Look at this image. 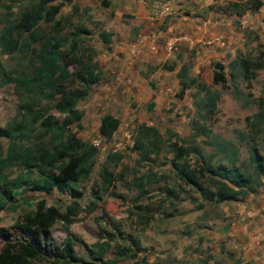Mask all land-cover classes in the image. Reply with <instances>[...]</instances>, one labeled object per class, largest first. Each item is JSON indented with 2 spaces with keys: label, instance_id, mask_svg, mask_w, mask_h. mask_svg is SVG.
I'll use <instances>...</instances> for the list:
<instances>
[{
  "label": "rangeland",
  "instance_id": "rangeland-1",
  "mask_svg": "<svg viewBox=\"0 0 264 264\" xmlns=\"http://www.w3.org/2000/svg\"><path fill=\"white\" fill-rule=\"evenodd\" d=\"M230 1L218 3L217 8L235 12ZM29 2L0 0V22L5 19L2 15L5 5L10 6L9 18L14 19ZM73 2L71 7L64 4L55 19L64 24L62 33L70 34L82 26L90 29L85 45L96 50L93 60L101 68L102 78L90 86L85 97L77 100L76 107L83 112V118L70 127L81 139L93 143L97 153L90 174L76 183L80 191L76 199L78 214L71 216L69 223L57 220L52 225L47 234V247H60L70 235L82 259L76 264H100L102 261L111 264H238L244 261L264 264V258H251L250 252L239 247L235 238L219 231L225 221L231 223L237 219L241 207L252 194L260 189L264 191V170L260 175L262 183L243 200L209 202L198 187L179 177L173 165L172 150L174 143L189 147V154L179 161L196 173L206 162L213 169L229 168L233 152L237 158L235 166L253 173L249 160L251 145L256 146L264 162V117L258 120L254 116L259 110L264 111V5L236 19L237 30L242 21L246 24L244 36H241L244 39L242 48L238 47L234 55L228 52L225 61L207 60V55L199 57L193 52L184 63L189 68L187 74L178 84L175 72L168 73L166 66L176 67L179 62L176 42L168 45L173 56L145 64L142 51L132 53L128 47H116L118 37L111 36L113 44L108 48L100 40L98 28L107 24V18L113 20V15L105 14V9L99 5L94 6L95 1L89 12L81 10L86 0ZM237 3L247 6L255 2L238 0ZM99 12L105 14V21L95 20ZM51 27L50 23L42 22L38 29L48 33ZM31 45L38 47L40 42ZM27 55L22 48L3 51L0 63L5 69H22ZM235 57L252 60L246 76L241 66L233 63ZM150 72L153 73L151 80L148 79ZM207 88L217 95L212 106L203 97ZM25 96H29L28 92ZM151 101L152 108L149 107ZM19 103L14 83L0 85V127L14 117ZM49 111L60 122L63 113L56 109ZM105 113L120 120L109 140L102 138L98 130ZM142 125L154 127L160 134L155 151L149 152L147 158L135 147L137 138L142 139L146 147L151 146L152 136L141 137ZM7 144L8 140L0 137L3 151ZM110 153H118L120 158L110 159ZM105 166L111 172V180L101 185L100 198H96L91 190L104 181ZM20 171V167L14 166L8 170V175L11 177ZM211 175L209 172L202 184H208ZM139 182L145 192L140 191ZM39 199L60 210L72 201L68 194L56 189L50 193L29 187L16 189L14 202L18 207L13 209L7 205L0 209V227L12 233L9 237L0 236V264H3L7 243L21 236L19 229L12 228L15 221ZM124 247H132L135 256H119L118 251ZM64 261L34 259L29 264H63Z\"/></svg>",
  "mask_w": 264,
  "mask_h": 264
},
{
  "label": "trees",
  "instance_id": "trees-1",
  "mask_svg": "<svg viewBox=\"0 0 264 264\" xmlns=\"http://www.w3.org/2000/svg\"><path fill=\"white\" fill-rule=\"evenodd\" d=\"M53 1L30 0L14 19L9 18L12 14L10 6H4L5 12L2 15L5 19L0 22V54L10 49L22 48L28 55L27 63L22 69H5L0 63V85L14 83L20 96L16 114L4 127H0V137L8 140L6 151L0 146V209H5L7 205L16 209L18 204L14 202L15 190L23 187L46 193L56 189L60 193L68 194L72 201L60 210L56 205L47 204L44 199L37 200L31 209L15 221L12 228L19 229L21 236L7 243L3 264H29L34 259H50L54 262L65 260L63 264L82 261L75 251V241L70 235L65 237L60 247H47L46 241L49 229L57 220L69 223L71 216L79 212L76 199L80 196V191L76 183L92 171L97 147L77 136L70 126L81 122L83 112L76 107V102L88 94L90 86L101 80L102 71L93 60L96 51L85 45L86 37L91 33L90 29L82 26L70 34L62 33L64 24L60 19H55L60 6L71 0H61L55 4L51 3ZM254 2L247 6L237 2L231 5L237 14H242L247 9H257L263 4L262 0ZM73 8H76L75 5ZM42 22L52 25L50 32L42 33L38 29ZM100 38L109 42L110 34L101 32ZM37 41L40 45L33 47L31 44ZM251 62L248 57H235L233 60V63L241 66L245 76ZM186 74L187 67L184 65L178 72L180 80ZM181 85L183 86L182 83ZM25 92L29 96H25ZM203 97L212 106L217 95L207 88ZM153 105L151 101L149 107L152 108ZM50 109L63 113L60 122L56 121ZM254 116L258 120L263 119L264 111L259 110ZM119 124V118L105 113L98 128L100 136L109 140ZM140 129L142 138L153 137L150 148L140 138L135 141V147L147 158L149 152L155 151L160 134L154 127L142 125ZM202 131L205 133V129ZM172 150L173 165L178 169L179 177L198 187L202 197L209 202L243 200L262 183L260 175L264 170L263 157L254 145L250 146L249 155L253 173L235 166V152L229 157V168L213 169L206 162L196 173L179 161L189 154V147L174 143ZM109 158L119 159L120 154L110 153ZM14 166L20 167L22 171L10 177L8 170ZM104 171V181H100L91 190L96 198H100L101 185L111 180V172L107 166ZM209 172L212 175L208 184L204 185L202 180ZM137 186L141 192H145L141 188V182ZM11 235L9 229L0 227V236ZM132 241L136 242L135 239ZM118 254L121 257L135 256L132 247H124ZM98 259H102L101 253ZM100 264L111 263L102 261ZM238 264L255 263L245 261Z\"/></svg>",
  "mask_w": 264,
  "mask_h": 264
},
{
  "label": "crops",
  "instance_id": "crops-1",
  "mask_svg": "<svg viewBox=\"0 0 264 264\" xmlns=\"http://www.w3.org/2000/svg\"><path fill=\"white\" fill-rule=\"evenodd\" d=\"M60 1L54 0L51 3ZM73 1L64 2L60 9L64 4H69L71 7L74 4ZM93 1L96 2L94 6L99 5L105 9V14L114 16L113 20L107 18L105 21V14L102 15L99 12L95 17V20L104 19L107 23L99 27L97 32L99 38L101 32L110 34L109 42H104L100 38L107 48L113 44L111 36H116L118 37L116 47H128L132 53H139L140 50L142 51L140 53L146 57L143 60L145 64L149 62L151 64V62H159L160 58L165 57V60L173 56L174 53L168 45L176 42L175 48L178 51L176 55L179 62L176 67L175 65L166 66L170 71L168 73L175 72L178 84H180L178 72L193 52H195L194 55H200L199 57L207 55V60L225 61L228 52L234 55L239 48L243 47L244 39H241V36H244L246 24L242 21V26L237 30L236 19L239 20L250 10L237 14L231 10L224 12L217 8L218 3L230 0H86L87 3L82 5L81 10L91 11ZM262 1L261 6L264 5V0ZM230 2H238V0ZM199 57L196 56V59ZM188 69L187 67V71ZM140 70L138 73L141 72ZM152 77L153 73L150 72L148 79L151 80ZM263 192L260 189L252 194L244 202L237 219L231 220V223L230 220L225 221V225H222L219 230L223 235L227 234L235 238L237 245L249 251L250 257L255 260L258 256L264 258Z\"/></svg>",
  "mask_w": 264,
  "mask_h": 264
}]
</instances>
